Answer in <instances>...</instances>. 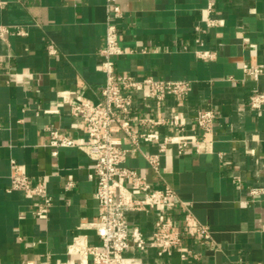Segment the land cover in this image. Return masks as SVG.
I'll use <instances>...</instances> for the list:
<instances>
[{
	"label": "crops",
	"instance_id": "obj_1",
	"mask_svg": "<svg viewBox=\"0 0 264 264\" xmlns=\"http://www.w3.org/2000/svg\"><path fill=\"white\" fill-rule=\"evenodd\" d=\"M117 2L123 11L115 20L123 49L115 58L117 72L192 83L188 95L169 96L161 105L144 99L142 90L130 91L137 122L147 116L163 122L140 124L157 138L130 146L122 164L155 187H173L210 229L209 237H184L186 259L179 249L159 255L155 247H132L127 255L139 264L264 263V194L251 193L264 187V109L248 104L253 91L264 90V75L253 79L242 68L245 62L264 67V0H216L210 16L217 25L207 23V0ZM106 17V0H0V25L10 29L0 36V264H65L76 235L100 243L94 229L80 226L98 214L96 179L88 176L93 161L78 147H59L54 154L48 127L85 137L83 118L71 113L60 93L98 99L105 82L99 64ZM199 50L213 56L202 58ZM207 108L218 113L213 150L189 145L179 152L174 145L161 155L156 174L145 154L157 153L169 135L200 138L195 115ZM176 115L181 127L172 124ZM12 159L35 183L46 181L53 197L47 218L31 212L38 197L9 189ZM162 213L182 227L179 201L131 210L127 217L149 239Z\"/></svg>",
	"mask_w": 264,
	"mask_h": 264
},
{
	"label": "built area",
	"instance_id": "obj_2",
	"mask_svg": "<svg viewBox=\"0 0 264 264\" xmlns=\"http://www.w3.org/2000/svg\"><path fill=\"white\" fill-rule=\"evenodd\" d=\"M215 1L207 0L208 25L220 24L210 16ZM106 10L105 42L100 50L103 58L99 64L105 75V82L100 88L98 99H85L73 95L70 91L60 93L70 104L71 113L83 118L85 137H71L58 129L48 127V144L54 148L53 153L57 154L59 147H78L84 150L93 161L88 176L95 178L97 183L94 193L98 203L97 218L83 222L80 226L94 229L100 243H91L85 234L76 235L68 247L70 261L65 264H139L135 257L127 255L132 247L140 250L155 247L159 255L171 254L175 249H179L182 258L186 259L190 252L183 248L184 237H209V227L194 217L189 203L180 201L173 187H155L147 175L122 163L131 150L130 146L138 148L141 142H150L157 138L154 132L140 129V124L155 125L163 122L149 116L137 122L132 115L133 97L130 91L142 90L144 99L154 100L161 105L169 96L183 98L188 95L192 83L187 79H158L153 76L135 79L131 75L119 74L115 58L123 53V49L115 20L122 16L123 11L117 0H106ZM9 30V27L0 25V36ZM17 32L23 31L19 28ZM49 50L54 53V46L51 45ZM197 54L202 58L213 56L206 50H199ZM242 68L245 75L253 79L264 75V67L257 64L245 62ZM248 104L258 111L264 109V90L253 91L249 95ZM44 112L58 113L59 110L44 109ZM217 115L214 108L199 109L195 122L201 128V137L184 139L179 135L167 136L159 143L157 153L145 154L149 167L160 175L161 155L174 145L179 152H183L189 145L197 152H211L215 141L214 122ZM172 124L181 127L182 123L177 115L174 116ZM11 168L9 189L22 190L30 197H38L40 200L34 203L31 212L37 218H47L53 197L48 191L46 181L35 183L28 174L20 171L15 159L11 160ZM70 185L72 182L68 183V186ZM251 193L264 194V187H254ZM178 201L185 209L181 228L165 213L155 220L149 239L144 237L139 227H131L129 224L128 211L153 209L159 205L170 207Z\"/></svg>",
	"mask_w": 264,
	"mask_h": 264
}]
</instances>
